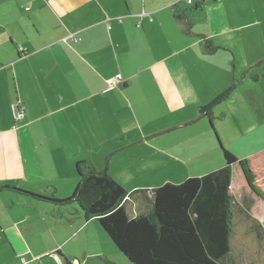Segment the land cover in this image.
<instances>
[{"label":"crops","instance_id":"0c3cea01","mask_svg":"<svg viewBox=\"0 0 264 264\" xmlns=\"http://www.w3.org/2000/svg\"><path fill=\"white\" fill-rule=\"evenodd\" d=\"M68 33L79 40L64 42ZM225 64L232 81L223 76ZM242 78L254 93L247 101L262 108L264 0H0V264H129L75 202L58 205L12 188L65 199L79 181V161L122 187L124 170L127 181L167 177L124 188L125 212L135 210L127 216L145 215L155 188L171 180L162 168L173 170L180 158L143 139L180 131L198 113L200 121L218 116L224 101L234 102L231 95L209 114L199 108ZM15 101L24 107L17 120ZM171 113L177 121L143 133L140 120ZM201 134L207 136L203 128ZM207 141L185 150L200 152ZM138 145L146 153L123 168L119 153ZM175 149L184 148L177 141ZM198 160L202 155L189 163ZM94 237L117 254L91 243ZM56 251L59 261L47 256Z\"/></svg>","mask_w":264,"mask_h":264},{"label":"trees","instance_id":"16d2710c","mask_svg":"<svg viewBox=\"0 0 264 264\" xmlns=\"http://www.w3.org/2000/svg\"><path fill=\"white\" fill-rule=\"evenodd\" d=\"M231 89L200 107L201 113L209 114L212 105ZM214 135L224 165L156 187L145 215L129 218L122 204L125 189L109 175L93 171L85 161L77 163L79 181L65 199L12 190L58 205L75 202L84 219L94 218L129 264H224L231 248L235 201L247 200L250 214L264 217V148L237 158L222 146L215 131ZM81 167L86 170L81 172Z\"/></svg>","mask_w":264,"mask_h":264},{"label":"rangeland","instance_id":"374dc122","mask_svg":"<svg viewBox=\"0 0 264 264\" xmlns=\"http://www.w3.org/2000/svg\"><path fill=\"white\" fill-rule=\"evenodd\" d=\"M219 71L221 73V69ZM230 71V66L225 64V72L223 71V76L225 79L228 78L232 81ZM227 72L229 73L227 74ZM242 80L243 84L236 86L233 91L231 90L232 92L228 94L235 99L234 102L231 100L224 101L223 106L218 107V116L210 117L209 119L204 118L200 121L198 113V115H196L197 117L194 115V117H196V119H193L195 123H193L194 125L186 126L180 131H169L158 137L153 135L147 139H143L145 143L151 142L153 144V146H151L152 150L157 152L160 145V147L176 153L178 158H180V163L177 162L173 170L170 166H168L167 169L166 167L162 168L165 170L164 173L171 178L170 182H181L186 178L188 172L204 173L202 171H206L208 173L218 169V166L220 167L222 165V154L219 144L217 143V138H215L216 140H212V136H215L213 135V129L217 132L216 134L218 135V139L222 146L237 158H242L264 148V91L261 93V89L258 87V90L261 93L260 99L262 100V108L259 109L255 102H251L254 101L252 100L254 99V93L250 92V89L245 86L249 78H242ZM236 84L237 78H235V85ZM248 94L253 96L251 101H247ZM176 113L169 114V117L143 118L139 121L140 126L143 127V133H148L153 129L160 128L170 120L177 121L178 117L176 116ZM132 121L133 120H131V122ZM137 125H139V123ZM128 128L135 136L141 135V133L136 130L134 123L129 122ZM201 128H203V131L206 132L207 136L201 134ZM207 139L208 146H206V149L200 152H197L196 150H185V146L197 144L200 143L199 141L203 142ZM177 141H179V145L184 149L171 150L174 145H176ZM146 147L147 146L145 145H138L123 149V152L118 155V157L123 160V168L126 164H129L131 160L140 159L142 155L146 153ZM198 155H202L204 162L201 163L198 160L196 163H189L190 159L193 160V157L198 158ZM186 162L187 164H184ZM217 162H219V164ZM123 178V188L126 189L136 184H143L144 186L145 184L157 185L167 177L154 175L151 176L149 180L143 177L139 181H127L125 179L126 174L124 170ZM131 203L133 207H135L133 200ZM248 207L247 200H240V202L239 200L235 201L232 206L233 231L230 238L231 248L227 258L224 260V264H264V217L258 218L253 214H250L251 212L248 211ZM126 211V214L129 217L134 216L133 212H135V210H131L133 214L129 212L128 208H126ZM96 225H98V223ZM90 242L97 245L100 249H108L111 253H116L104 240L101 241L97 237H94ZM53 253L50 252L47 256L51 257L50 259H55L52 255ZM95 262L96 261H89L88 263L91 264ZM123 264H125L124 260Z\"/></svg>","mask_w":264,"mask_h":264},{"label":"built area","instance_id":"2783aa9c","mask_svg":"<svg viewBox=\"0 0 264 264\" xmlns=\"http://www.w3.org/2000/svg\"><path fill=\"white\" fill-rule=\"evenodd\" d=\"M187 3H191V0H187ZM117 20L118 21H121L120 17H117ZM63 41H73V42H76L79 40L78 37H76L73 33H68L63 39ZM120 80V77H115L114 79H111L107 82V85L109 87H112L114 86L118 81ZM10 109H11V113H12V118L14 120H17L19 118L22 117V113H23V110H24V107L23 105L19 102V101H15L13 103H11L10 105ZM53 257L55 258L56 261H59V255L57 253H53L52 254ZM20 264H34V261L31 260V261H25V260H22L20 261Z\"/></svg>","mask_w":264,"mask_h":264}]
</instances>
